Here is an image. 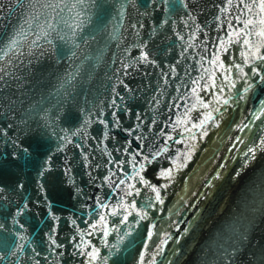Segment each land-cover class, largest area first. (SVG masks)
Masks as SVG:
<instances>
[{
  "label": "water",
  "instance_id": "95a60500",
  "mask_svg": "<svg viewBox=\"0 0 264 264\" xmlns=\"http://www.w3.org/2000/svg\"><path fill=\"white\" fill-rule=\"evenodd\" d=\"M47 3L0 0V236L24 244L0 264H264V151L245 155L264 138L259 0H83L61 14L80 13L74 34L31 48Z\"/></svg>",
  "mask_w": 264,
  "mask_h": 264
},
{
  "label": "snow or ice",
  "instance_id": "6c2138e0",
  "mask_svg": "<svg viewBox=\"0 0 264 264\" xmlns=\"http://www.w3.org/2000/svg\"><path fill=\"white\" fill-rule=\"evenodd\" d=\"M83 0H76V3H69L68 0H64L63 5H61V3L59 2V0H48V3L45 5L46 8H49L52 10L53 13H55V15H51L49 14L48 16L45 17L44 20V24L40 25L37 24V27L35 28H31V21L33 19H35L34 16L30 17V16H25V24H28L29 27L31 28L32 33L35 35V39H31L28 40V44L31 48H35V47H42L40 45V40H45L47 43H51V40L48 39V37L51 35V32L55 31L56 28L60 25H64L65 27L71 28L73 31V34L75 32V29L77 27H79L80 25L83 24V21H76L75 17H78L80 15L79 12H76L75 15L71 18L66 17L64 15H61L62 13L65 12V10L67 9L69 12H72L73 9H75L77 7L78 3H82ZM156 3L158 4H163L166 5L169 3V0H155ZM25 3V0H20V6L23 7ZM173 4H182L185 8H187L188 6V0H173ZM255 7H258L262 12H264V0H259L258 4L254 5ZM237 7H242L247 9L249 12L252 11V7L253 5L250 4H243V2H241L240 5H237ZM52 21H55V23H52ZM167 21H165L166 23ZM19 23V22H18ZM252 21L249 19L247 21V23H245L243 25L244 28H247L249 24H251ZM261 23H264V20L261 21ZM133 27H135V25H133ZM239 34V33H237ZM15 39L11 40L10 44L7 46V50L8 51H12L14 55H18V54H23L22 52L18 51V46L21 45L24 42V39H26L28 37V31L25 30L24 25L21 24L20 25V31L18 33H15ZM59 35L60 39H64L66 35H68L67 33H64L63 35ZM258 35L260 36H264V32L259 33ZM69 39H71V37H69ZM67 42V41H66ZM74 45H75V41L72 40L71 41ZM243 43L245 45H249L248 40H244ZM7 53L5 52V50L3 48H0V57H3L4 55H6ZM250 55V58L252 60V63H255L256 61H264V54H261L260 52V48L259 46H255V50L252 49V46H249V51L245 53V56L248 57ZM145 62L148 61L149 57L148 55L145 53L143 54V56L141 57ZM251 67V65H249ZM236 68L238 69V71L244 76L247 77L248 73L244 72V68L241 65H236ZM3 71V68L0 67V72ZM226 71H230V69L226 70ZM261 71H264V69H260L259 66L252 68V74L254 76L259 77L260 80L264 81V75H261ZM194 83H198V82H194ZM213 87H215V83L213 82ZM233 87H235V84L232 85ZM251 88V83H249V87L243 88V92L247 93L249 91V89ZM196 89L194 88L193 91H195ZM222 91V89H221ZM224 103V104H228V99H222L221 100H217V103ZM204 107H208L207 104L204 105ZM40 111H44L45 115L43 117V119L46 121L48 119L47 116V112L44 109H40L37 112V115H39ZM215 111L219 112V108L217 107L215 109ZM261 115H264V108L261 109V111L259 113L256 114V118L260 119ZM208 119H212L214 120L215 117L211 116V113L208 114V117H206V122ZM243 127H248L247 124L243 125ZM202 128V135H206L207 132L206 130H203V125H201ZM169 139H174L172 137H169ZM258 150L264 151V138L259 139V141L256 143L255 147H249V149L247 150V152L245 153L246 156H249L250 158H254L256 152ZM191 151V149H190ZM145 160H147L148 158L145 156L144 157ZM139 163V167L137 168L136 165H133V167L136 169V173L137 175H139L140 171L143 170V163H140L139 161L137 162ZM173 163L175 164V166L177 168H183L186 166V164L184 162L180 161L179 157H176L175 160L173 161ZM175 169L174 168H169L168 172L165 174V176L167 177H171V174L173 173ZM138 182H143V183H148L145 178L143 176L139 177V181ZM120 183H123V181L121 180ZM18 187H22V186H18ZM131 188H134V185H130ZM154 191L156 192V196L155 199L159 202H163L162 198L160 196V191L159 189H155ZM3 192V189L0 188V193ZM140 194V190L139 189H135V195H139ZM125 195L131 196L133 195L132 191H128L125 193ZM130 207L135 208V202H131ZM102 208H107V205L101 204ZM119 208L123 209V204L117 206ZM126 211V209H124ZM109 214H120L119 212H117L116 208H113L112 210H110ZM17 215H22V212H17ZM129 215H131V213H129ZM137 216H140V213L137 212L136 213ZM147 216V212H144L143 216H140L141 219H144ZM100 219L103 220L104 217L100 216ZM124 220L127 221V216H124ZM3 226L0 225V228H2ZM21 227H23V225H21ZM153 227H155L153 225ZM105 235H107V233H105ZM20 241H24V237L20 236L19 237ZM12 246V250L10 251L11 255H16L17 252L23 250L24 248V244L23 243H19L18 247L16 245V241H9V239L0 236V252H3L6 248H8L9 246ZM89 260H95L98 258L99 253L95 248H92L88 251L87 253ZM4 260V256L0 255V262H3ZM149 260H151V256H149ZM107 261V256H105L103 258L102 264H106ZM140 264H143V261H140Z\"/></svg>",
  "mask_w": 264,
  "mask_h": 264
}]
</instances>
